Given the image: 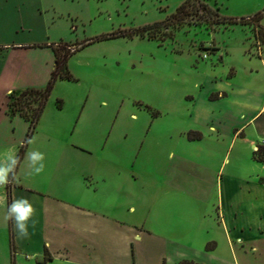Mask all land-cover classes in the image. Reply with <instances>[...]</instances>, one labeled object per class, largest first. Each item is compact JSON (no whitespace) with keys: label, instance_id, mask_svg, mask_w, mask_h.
I'll use <instances>...</instances> for the list:
<instances>
[{"label":"crops","instance_id":"crops-1","mask_svg":"<svg viewBox=\"0 0 264 264\" xmlns=\"http://www.w3.org/2000/svg\"><path fill=\"white\" fill-rule=\"evenodd\" d=\"M55 44L0 39V161L15 156L28 130L6 114L7 95L46 85ZM212 73L207 88L198 84L210 112L200 117L191 96L189 117L151 120L131 153L132 134L96 117H76L68 135L53 128L59 139L41 145L32 134L9 185H0V264H250L246 251L264 255V163L252 158L264 143V85ZM220 103L228 108L213 110ZM29 152L43 160L32 166ZM21 198L34 209L26 235L8 217Z\"/></svg>","mask_w":264,"mask_h":264},{"label":"rangeland","instance_id":"rangeland-1","mask_svg":"<svg viewBox=\"0 0 264 264\" xmlns=\"http://www.w3.org/2000/svg\"><path fill=\"white\" fill-rule=\"evenodd\" d=\"M32 1L0 0V39L11 44L55 42L61 53L67 52L66 64L75 79L54 83L34 129L33 144L41 145L49 137L59 139L53 128L62 136L68 135L65 127L76 117H96L108 129L115 121L113 131L117 135L123 131L132 134L124 144L132 147L128 150L131 153L151 120L189 117L193 99L199 103L200 117L212 108L201 103L198 86L212 70V74L219 77L221 73L222 80L233 84L264 85V41L254 38L252 25L209 23L220 16H252L262 11L264 0H194L196 6L204 3L211 12L202 17L192 13L182 24L168 26L163 22L184 0ZM153 23L160 24L149 30L152 39L130 35L132 30ZM260 25L264 27V16ZM112 33L121 36L80 48ZM2 97L1 84L0 102ZM18 105L29 111L36 102L27 96L18 99ZM224 105L220 103L213 110L228 108ZM151 112L158 114L153 116ZM21 131L16 128L14 133L19 135ZM115 144L121 147V140ZM115 162L108 159V163ZM12 175L9 173L8 180ZM246 252L250 264H264L259 251Z\"/></svg>","mask_w":264,"mask_h":264},{"label":"trees","instance_id":"trees-1","mask_svg":"<svg viewBox=\"0 0 264 264\" xmlns=\"http://www.w3.org/2000/svg\"><path fill=\"white\" fill-rule=\"evenodd\" d=\"M196 1L192 0H184L175 10L173 14L169 16L168 19L165 20L164 25H171V24H182L184 22V19L188 15L197 14L199 17H202L208 13L211 12L210 7H206L204 3H198L196 6ZM196 8V9H194ZM217 16V13H214ZM210 16V15H209ZM264 16V8L262 11L257 12L253 14L252 16L248 17H242L240 19H231V18H224V17H218L216 19H212L214 21L209 22L213 25H232L240 23L241 25L247 24L252 25L251 30L253 33L254 38L261 39L264 41V28L260 25V21L262 17ZM162 23V24H163ZM160 23H153L151 25H145L140 28L134 29L130 32V35H138L140 37H143L144 35H147L148 38H153V33H150V29L158 26ZM151 34V35H150ZM121 35H118L116 33H112L106 36H102L100 38H97L95 40H91L87 42L86 44H83L80 46V48L84 47L85 45H88L94 41H102V40H109L113 39L115 37H118ZM53 54H54V66L50 73L49 79L46 83V85L43 88H26L20 91H12L7 95V101H6V114L9 117H13L15 115H18L20 118H22L24 121L28 123V130L24 139V143L19 147L18 152L15 157L18 158V162L21 160L23 153L25 151V146L29 142V139L31 135L34 132L35 126L40 118V115L44 109V106L48 100V97L50 95V92L54 86V83L57 80H65V81H75L73 76L68 70L66 59H67V52L61 53L59 49L55 46H51ZM79 48V49H80ZM76 51V50H75ZM29 96L31 101L36 102L35 108H29V111H23L21 109V106H17L18 99L22 97ZM210 100H213V96H209ZM57 107L60 108V102L57 101ZM149 109L148 107H145ZM153 116H157V112H151ZM187 139L189 140H195L199 138V134L188 132L186 134ZM252 158L253 160L264 163V144H259L256 146V149L252 152ZM262 180V179H261ZM213 247V244L207 245V250H210ZM164 264V263H162ZM176 264H201L196 263L189 260H182Z\"/></svg>","mask_w":264,"mask_h":264},{"label":"clouds","instance_id":"clouds-1","mask_svg":"<svg viewBox=\"0 0 264 264\" xmlns=\"http://www.w3.org/2000/svg\"><path fill=\"white\" fill-rule=\"evenodd\" d=\"M27 159L34 166L38 161L43 160V154L39 152H29ZM18 158L14 155L7 154L5 159L0 161V185L8 183L9 173L14 172ZM43 170V164L35 167V172L39 174ZM34 212L32 205L27 199L21 198L14 200L8 208V217L13 218L14 228L18 229L22 234H27L26 222L30 219Z\"/></svg>","mask_w":264,"mask_h":264},{"label":"built area","instance_id":"built-area-1","mask_svg":"<svg viewBox=\"0 0 264 264\" xmlns=\"http://www.w3.org/2000/svg\"><path fill=\"white\" fill-rule=\"evenodd\" d=\"M264 144V143H263ZM9 183H10V180H8V183L7 184H5V185H9Z\"/></svg>","mask_w":264,"mask_h":264}]
</instances>
